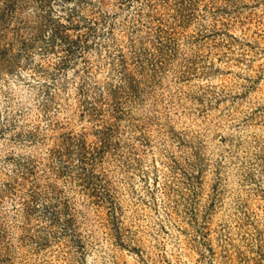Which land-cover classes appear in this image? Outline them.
I'll use <instances>...</instances> for the list:
<instances>
[{"label":"rangeland","instance_id":"rangeland-1","mask_svg":"<svg viewBox=\"0 0 264 264\" xmlns=\"http://www.w3.org/2000/svg\"><path fill=\"white\" fill-rule=\"evenodd\" d=\"M0 264H264V0H0Z\"/></svg>","mask_w":264,"mask_h":264}]
</instances>
